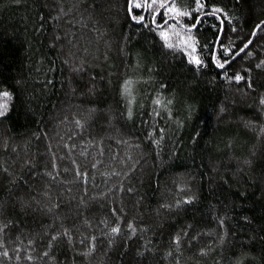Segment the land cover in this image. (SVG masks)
<instances>
[{
	"label": "trees",
	"instance_id": "obj_1",
	"mask_svg": "<svg viewBox=\"0 0 264 264\" xmlns=\"http://www.w3.org/2000/svg\"><path fill=\"white\" fill-rule=\"evenodd\" d=\"M145 2L0 0V264H264V0Z\"/></svg>",
	"mask_w": 264,
	"mask_h": 264
},
{
	"label": "snow or ice",
	"instance_id": "obj_2",
	"mask_svg": "<svg viewBox=\"0 0 264 264\" xmlns=\"http://www.w3.org/2000/svg\"><path fill=\"white\" fill-rule=\"evenodd\" d=\"M156 4V0H146L145 4L144 5H141V4H136L135 6L136 7H146V8H152L154 5ZM169 11H173V9H169ZM178 15H184V13H177ZM140 19H143V17H140ZM165 23H167L165 21ZM162 37L167 40L168 38V34L165 33V32H162L161 33ZM171 46V45H169ZM193 60L194 62L196 63H199V60L196 59L195 57H193ZM222 66V65H221ZM237 79H240L239 77H237ZM9 97V94L7 92H4L2 94H0V116H3L4 115V112L7 110V99ZM113 232H118L119 229L118 228H113L112 229ZM53 239H55V237H53Z\"/></svg>",
	"mask_w": 264,
	"mask_h": 264
}]
</instances>
